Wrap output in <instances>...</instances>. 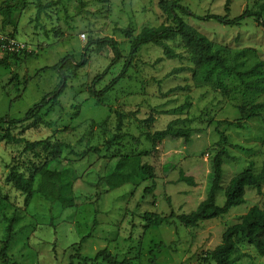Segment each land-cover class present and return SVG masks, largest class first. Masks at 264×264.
Returning a JSON list of instances; mask_svg holds the SVG:
<instances>
[{"label": "rangeland", "instance_id": "rangeland-1", "mask_svg": "<svg viewBox=\"0 0 264 264\" xmlns=\"http://www.w3.org/2000/svg\"><path fill=\"white\" fill-rule=\"evenodd\" d=\"M4 1L13 16L11 24L4 26L8 16L0 11V35L25 45L16 55L0 51V60L7 65L0 66V118L21 119L0 124V248L13 221L9 252L18 264H67L75 253L93 257L103 248L117 260L129 258L137 264H207L229 226L251 207L264 209V195L246 188L244 203L218 218L184 227L174 216L195 210L205 199L218 130L229 137L225 146L229 156L222 163L217 205L223 204V190L231 178L245 167L258 172L264 162V110L245 121L244 128L217 124L244 120L250 106L264 100V83L248 90L237 74L264 61V29L254 18L231 26L182 16L212 42L232 69L218 79L201 81L197 76L201 70L176 39L168 44L180 54L178 59H164L162 49L154 45L141 46L125 78L101 97L90 93L89 86L110 64L113 53L108 46L90 41L109 37L120 50L118 62L94 87L99 91L119 73L131 40L142 28L171 24L161 6L171 0H0V10ZM225 1L180 3L199 15H224ZM256 1L229 0L227 17L256 9ZM122 29H128L130 37ZM179 67L192 70L167 76ZM59 73L65 87L58 104L22 120L57 89ZM248 78L264 79V67ZM149 116L154 120L144 122ZM172 121H177L176 127L190 129L188 143L148 138ZM36 142L41 144L26 147L25 143ZM122 159L126 165L118 180L114 166ZM136 164L146 165L152 179L140 173ZM43 165L68 180L72 207L40 194ZM11 168L33 179L35 191L26 205L23 194L7 180ZM180 171L194 184L180 181ZM152 186L151 192H145ZM147 211L168 220L147 228L142 218ZM238 247L243 256L236 264H264V256L249 243L240 242ZM73 263L89 264L77 259Z\"/></svg>", "mask_w": 264, "mask_h": 264}, {"label": "trees", "instance_id": "trees-1", "mask_svg": "<svg viewBox=\"0 0 264 264\" xmlns=\"http://www.w3.org/2000/svg\"><path fill=\"white\" fill-rule=\"evenodd\" d=\"M4 6L1 8V12L7 15V19L3 21V25L11 24L13 12L10 10L9 3L3 2ZM228 4L229 0L225 1L224 15L217 14H204L199 15L191 11L187 6L180 3V0H171L161 2L163 11L167 18L171 20V24H161L156 27H144L138 34L131 40L127 58L125 59L123 66L119 73L112 78L104 87L99 91H95L94 87L103 79L107 70L116 64L120 58V50L118 43L109 37H104L95 41H90V44L97 46H108L112 53L113 59L106 67L103 73L95 76L89 86V92L94 96L103 97L107 92L123 78H125L127 71L134 60V56L141 46L154 45L162 49L163 58L166 60H174L180 57V54L168 44V41L179 39L183 49L189 54L192 64L201 70V73L197 75L201 81L209 82L213 79H218L221 74L232 70L230 66L226 64V59L220 54L218 49H214L212 42L203 34L198 32L195 28L190 26L182 16L191 17L198 21L215 20L218 23L240 26L241 22L246 18H254L258 26L264 29V0L256 1V9H245L238 16L234 18H228ZM41 7L39 6L37 14L40 13ZM126 37H130V31L128 29H122ZM88 46V45H87ZM84 50H87L85 47ZM23 51V50H21ZM20 51V52H21ZM16 55L17 53H12ZM163 58H158L157 61H161ZM0 66H7L4 61L0 60ZM264 67V61L257 62L255 66L244 73H237L242 81L244 87L248 90H255L264 83V79L256 78L251 81L248 76L251 74L259 73V68ZM55 69L57 68L54 67ZM191 67H179L172 69L167 76L190 70ZM192 70V69H191ZM59 71V70H58ZM60 72V71H59ZM57 89L48 95H45L34 107L25 113L22 120H28L38 114L42 108L49 105H57L58 99L62 94L65 87V78L62 73ZM195 75V73H194ZM174 89L170 90L172 92ZM249 114L244 120L235 121H218V125L226 124L228 126H235L238 128H244L245 121L254 118L260 111L264 110V100L255 103L250 106ZM153 117L149 116L144 122L151 123ZM19 120H10L6 118H0V124H15ZM177 121H172L164 129L155 130L152 134L148 135V138L153 142H160L166 139L176 140L182 139L186 144L190 141V129L183 127H176ZM219 140L216 142L218 150L211 159V182L208 193L204 200H202L195 210L187 214L174 215L178 222L184 227H194L198 223L218 218L225 215L233 207L240 206L244 203V194L246 188H254L257 195H264L261 191V183L264 180V162L258 172H253L250 167H245L241 172L230 179L229 183L223 190L224 202L221 206L216 203V193L221 188L222 179V163L223 159L229 156L225 146L229 145V137L223 131L218 130ZM11 140L14 141L13 138ZM21 141V140H17ZM27 148H33L36 145H40L41 142L33 144L25 143ZM126 165V160H120L115 166L114 173L116 179L121 180L123 177L120 175L121 169ZM138 171L145 174L147 178L152 179L153 174L148 171L146 165H137ZM40 189L39 192L44 199L59 202L65 207L73 206V197L70 190V183L65 179L62 173L49 170L44 165L40 168ZM8 182L23 194L24 205L28 204L35 189L33 188V179L31 176H24L14 168H11L7 176ZM179 180L189 185H193V179L189 176H184L180 171ZM153 189L149 187L145 192H151ZM144 226L158 227L163 222H167V217H163L155 212H144L143 216ZM13 222V221H12ZM12 222L6 227V237L3 245L0 248V264H18L15 258L10 254L9 247L13 236ZM247 242L253 246L256 252L260 256H264V209L258 207H251L240 218L238 223L229 226L222 234L221 243L215 246L209 253V260L207 264H236L243 256L238 245L240 242ZM159 246V244L157 245ZM74 259H77L83 263L94 264L98 260H102L105 264H137L129 258L117 260L116 256L112 255L106 248L99 250L93 257H83L79 253H75L69 257L67 264H74ZM152 264V262H150Z\"/></svg>", "mask_w": 264, "mask_h": 264}, {"label": "built area", "instance_id": "built-area-1", "mask_svg": "<svg viewBox=\"0 0 264 264\" xmlns=\"http://www.w3.org/2000/svg\"><path fill=\"white\" fill-rule=\"evenodd\" d=\"M21 50H25V45L22 42L13 38H4L0 35V51L19 53Z\"/></svg>", "mask_w": 264, "mask_h": 264}]
</instances>
